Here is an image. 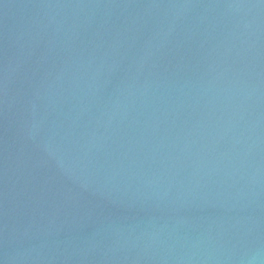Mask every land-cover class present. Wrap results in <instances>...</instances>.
I'll return each instance as SVG.
<instances>
[{
    "label": "water",
    "instance_id": "obj_1",
    "mask_svg": "<svg viewBox=\"0 0 264 264\" xmlns=\"http://www.w3.org/2000/svg\"><path fill=\"white\" fill-rule=\"evenodd\" d=\"M0 264H264V0H0Z\"/></svg>",
    "mask_w": 264,
    "mask_h": 264
}]
</instances>
